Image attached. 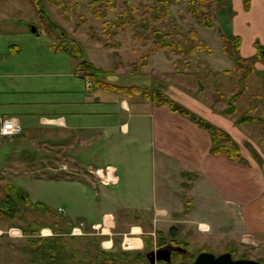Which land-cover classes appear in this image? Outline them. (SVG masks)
Wrapping results in <instances>:
<instances>
[{
  "label": "crops",
  "instance_id": "obj_1",
  "mask_svg": "<svg viewBox=\"0 0 264 264\" xmlns=\"http://www.w3.org/2000/svg\"><path fill=\"white\" fill-rule=\"evenodd\" d=\"M215 2L219 39L239 37V55L254 58L256 45L264 46V0H249L247 9L244 0ZM15 21L0 13V117H17L22 127L19 135L0 136V203L10 196L24 206L37 238L59 236L68 253L91 256L145 253L174 227L203 242L264 245V135L257 128L264 124L236 125L235 114L176 100L228 133L241 159L212 155L210 134L188 117L140 95L94 88L77 72L78 61L58 49L60 38L46 40L42 26L33 34ZM87 41L95 52L121 48ZM254 60L248 81L260 90L251 96H261L256 113L263 116L264 62ZM44 186L80 191L71 197L63 190L55 205L38 193ZM23 195L42 207L25 205ZM95 199L105 207H92ZM0 212V264H27L31 236L17 213Z\"/></svg>",
  "mask_w": 264,
  "mask_h": 264
},
{
  "label": "rangeland",
  "instance_id": "obj_2",
  "mask_svg": "<svg viewBox=\"0 0 264 264\" xmlns=\"http://www.w3.org/2000/svg\"><path fill=\"white\" fill-rule=\"evenodd\" d=\"M40 1L45 13L56 26L53 35H47L45 37L46 40L56 42L60 38V45L65 42L63 37H66L67 43H69L70 39L78 41L85 58L94 57L95 61L105 65L110 70V74L100 76L101 79L120 86H137L141 93L144 91L159 92L180 106L183 105L176 100L185 101L189 104L188 106L194 109L198 108L201 112H205L206 110L204 109L207 108L209 111H213V113L220 112L222 115H228L225 112L229 111L231 107L235 109V113H233L236 116L235 121L242 114L258 118L264 116H259L262 112L256 113L260 102L254 100L251 95L260 90L256 88L254 83L252 84L253 81L247 80L248 89L241 98L236 101H232L231 99L237 89L236 83L239 74L233 61L225 55L221 48V41L216 31L218 26L213 18L215 5L209 13V19L215 25L213 29H208L199 26L189 15V0H179L177 3L173 2L169 6V16L159 21L154 20V17L156 18L159 13H162L163 6L160 8L161 12L156 11L157 1L152 0H115L113 1V10L106 11L102 9L99 11L100 19L95 17L96 7L93 8L91 13L89 12V5L93 0ZM129 4L136 7L148 4L154 10H151L145 18L133 17V15L117 18L124 11L125 6ZM206 12V10H201V14H206ZM0 13L2 17H7V19L23 21L35 28H37L36 25H39L38 29L41 27L36 13L30 6L29 0H0ZM129 18H132L130 23L133 22V25H130L128 22ZM106 21L111 25L106 31L109 37L103 35V25ZM116 26L120 27L117 28ZM171 28H174V30L166 42L180 40L178 34L184 35V38H189V30L194 29L196 32L198 30V39L202 40L211 52L208 53L203 50L198 51L194 55H189L188 49L190 45L184 46L185 51L181 54L173 53L174 51L170 49L160 50L157 55H151L147 59L145 67H140L139 60L142 53L153 49L154 38L159 37L161 34H167ZM92 36L99 38L105 44L107 42L113 45L119 43V47L121 48L119 50L101 48L95 52L90 48L96 44L94 45L93 42L87 41V38L92 39ZM258 46L257 44L256 48ZM113 48L116 47L114 46ZM239 57L241 56L239 55ZM241 58L245 60V58ZM254 58L252 57L248 60L253 62L255 61ZM214 66L229 67V70L218 69ZM254 106H257V109L249 113L248 109ZM183 107L197 115L191 109ZM257 128L262 131L261 133L258 131V133L264 135V127ZM99 185L96 188L97 195L100 194L101 189L103 190ZM78 190V187L73 189L72 187L65 186L57 189V186H44L38 189V193L42 194L45 200L48 199L56 205L54 199H56L57 195H61L62 191L72 197L75 195L73 193L78 192ZM94 193L95 191H92L91 198H93ZM82 199L84 198L81 196ZM0 207L9 215L17 213V223L23 225L24 228L31 227V223L29 224V222L33 219L30 215H26L24 206L5 202ZM92 207L104 208L105 205L98 204L95 199ZM0 214L3 215L1 212ZM169 234L162 237V239L157 238L155 246L158 245L159 241L175 242L183 245L188 255L192 257H195L201 251L210 252L215 256L228 252L232 255L233 259H250L264 264V245L226 244L223 246V243L218 239L216 241L203 242L198 236H191L189 231L184 230V227H174V230L172 231L171 229ZM147 251L148 249L145 253ZM85 254L82 253L79 258L83 264L91 263L93 256ZM133 264H147L145 256L143 260H135Z\"/></svg>",
  "mask_w": 264,
  "mask_h": 264
},
{
  "label": "trees",
  "instance_id": "obj_3",
  "mask_svg": "<svg viewBox=\"0 0 264 264\" xmlns=\"http://www.w3.org/2000/svg\"><path fill=\"white\" fill-rule=\"evenodd\" d=\"M113 1L115 0H93L89 5V12L91 13L93 11V8L96 7L97 11L95 12L96 13L95 17L97 19H100L101 16L99 11L102 9L106 11L113 10L114 9ZM152 1H157V6L155 7L156 11L161 12L160 8L161 6H163L162 13H159V15L156 16V18L154 17V20L156 21L167 18L169 16V6L173 2L174 3L179 2V0H152ZM29 3L31 8L36 13L39 22L42 26V29L47 34L52 35L54 33L53 31L56 29V26L55 24H53V22L49 19V17L45 13L41 1L29 0ZM188 5H189V15L195 20V22L199 26L208 29H213L215 24L213 21L209 19L210 17L209 13L211 12V10L215 5V0H189ZM248 6H249V0H244V7L247 9ZM151 10L153 11L154 8L148 4H143L140 7H136L129 4L128 6H125L124 11L121 14H119L117 18L128 17L129 15H133V17L145 18L146 16H148ZM201 10L203 11L206 10L207 11L206 14H201ZM132 18H129L128 20L129 23L131 22L130 20ZM130 25H133V22L130 23ZM110 27L111 25L107 21L104 22L103 35L105 37H109L106 31ZM116 27L119 28L120 26H116ZM173 30L174 28H171L170 32H168L167 34L166 33L161 34L159 35V37L157 36L154 38L155 41H154L153 49L145 53H142V55L140 56V60H139L140 67L142 68L145 67L147 59L155 52L160 50L170 49L174 51L173 53L181 54L185 51L184 46L190 45L188 49L189 55H194L198 51H203V50L208 53L211 52L210 49L203 43V41L198 39L197 33L194 29L189 30V38H184V35L178 34V38L180 40L166 42V40L171 37L170 35L172 34ZM92 38L95 37L92 36ZM63 39L65 42H63L62 45L59 44L58 49H62L68 52L73 58H75L78 61L77 72L86 80L91 81L94 88H102L110 91H115L121 93L124 96H131L134 94L142 95L141 97H143L146 101H149L156 106L167 105L171 111L188 117L194 124H196L198 127L207 131L210 134L211 142H212L210 153L212 155H226L228 159L234 162H237L241 159L240 150L236 145H234L233 140L228 133H226L220 128L213 126L208 121L193 114L183 106L176 104L169 97L159 92L144 91L141 93V91L137 86H120L117 84H112L110 82H107L104 79H101L100 76L107 75L108 72L95 67L94 65H92L90 62L87 61L78 41L70 39L69 43H67L66 37H63ZM220 41L223 52L228 58H230L233 61L236 70L238 71L239 74L236 83L237 89L233 93L231 98L232 101H236L239 98H241L247 90V80L254 71L253 62H250L248 59L244 60L241 57H239L237 53L240 46L239 37H226L224 35H221ZM104 46L119 47V43L113 45L107 42L106 44L104 43ZM254 59L256 60L258 59L259 61L264 62V46L259 45L257 47V54ZM253 99L260 102L261 96L255 95L253 96ZM256 109L257 106H254L252 108H249L248 112L249 113L254 112ZM225 113L231 115L235 113V109L230 107L229 111H226ZM251 122L264 124V116L262 118H258L249 115L247 116V114H242L237 118L235 124L242 125ZM261 143L264 144V140ZM23 200L25 202V205L31 208L42 207L41 204L30 203L25 195H23ZM5 202L14 204L10 196H6L3 202L0 203V206ZM0 209L2 208L0 207ZM173 230L174 228H172V231ZM23 232L25 235L31 236L28 239L30 246V256L27 264H83L82 260L79 258L82 253L79 251H76L72 254L68 253L66 250V243L63 238L59 236H52L50 238H37L38 230H36L35 224H31V227L24 228ZM158 237L162 239V237L165 236L162 234H158ZM164 242L166 241L163 242L159 241L158 245ZM87 254L88 253H86L85 255ZM131 258L141 261L144 259V253H137L132 255L126 252H121L118 254L97 252V254L93 256L92 262L89 264H97L101 262L108 264H133L135 260Z\"/></svg>",
  "mask_w": 264,
  "mask_h": 264
},
{
  "label": "flooded vegetation",
  "instance_id": "obj_4",
  "mask_svg": "<svg viewBox=\"0 0 264 264\" xmlns=\"http://www.w3.org/2000/svg\"><path fill=\"white\" fill-rule=\"evenodd\" d=\"M165 248L169 254L164 251L156 252L155 255L149 256L146 258V254L151 251H158L159 249ZM206 251L199 252L195 257L189 256L186 248L175 242H164L160 245H156L155 248L148 250L144 256L147 264H194L196 257ZM169 256V259L166 260V257ZM219 256V255H217ZM237 260V259H236Z\"/></svg>",
  "mask_w": 264,
  "mask_h": 264
},
{
  "label": "water",
  "instance_id": "obj_5",
  "mask_svg": "<svg viewBox=\"0 0 264 264\" xmlns=\"http://www.w3.org/2000/svg\"><path fill=\"white\" fill-rule=\"evenodd\" d=\"M30 30L33 34H37V29L34 26L30 27ZM159 251H164L165 253L169 254L167 249L162 248L159 249L158 251H151L146 254V258L148 259L149 256L155 255L156 252L158 253ZM169 259V256L166 257V260ZM97 264H108V263H97ZM194 264H261L258 261L255 260H250V259H233L232 255L228 252L223 253L219 256H215L214 254L210 252H202L200 253L195 261Z\"/></svg>",
  "mask_w": 264,
  "mask_h": 264
},
{
  "label": "built area",
  "instance_id": "obj_6",
  "mask_svg": "<svg viewBox=\"0 0 264 264\" xmlns=\"http://www.w3.org/2000/svg\"><path fill=\"white\" fill-rule=\"evenodd\" d=\"M21 131L22 127L17 117H0V136L13 137L19 135ZM96 175L103 179V173L97 172Z\"/></svg>",
  "mask_w": 264,
  "mask_h": 264
}]
</instances>
